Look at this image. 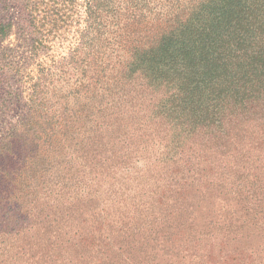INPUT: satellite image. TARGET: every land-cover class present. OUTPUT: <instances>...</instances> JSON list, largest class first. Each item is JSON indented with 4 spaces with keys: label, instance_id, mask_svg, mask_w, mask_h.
<instances>
[{
    "label": "trees",
    "instance_id": "trees-1",
    "mask_svg": "<svg viewBox=\"0 0 264 264\" xmlns=\"http://www.w3.org/2000/svg\"><path fill=\"white\" fill-rule=\"evenodd\" d=\"M81 4L78 45L0 148L20 140L0 159V264L227 259L210 239L264 215V0ZM32 5L43 43L78 3ZM230 203L241 222L199 227Z\"/></svg>",
    "mask_w": 264,
    "mask_h": 264
},
{
    "label": "rangeland",
    "instance_id": "rangeland-1",
    "mask_svg": "<svg viewBox=\"0 0 264 264\" xmlns=\"http://www.w3.org/2000/svg\"><path fill=\"white\" fill-rule=\"evenodd\" d=\"M36 1L39 0H0V24L6 26L0 33V148L4 146L5 136L14 132L17 124L29 112L34 85L41 69L46 70L51 65L61 63L78 45L84 26V17L80 16L84 11L81 3L85 0H77V10L73 11L67 28L61 31L60 36L42 38L41 43V33L33 23L34 19L39 26L38 17L34 15L37 13L30 9ZM38 13L43 15L42 9ZM19 141L12 139L5 150L0 149V159H15ZM8 148H11L9 152ZM231 209L237 219L241 217L238 221L241 222L244 210L239 205L213 206L211 212L199 220V227L214 228L215 224H208L209 218L214 216L212 220L218 219L222 223V215ZM261 222L264 223V215ZM261 222L249 223L221 241L210 239L209 245H218L227 258L217 264H264V225ZM162 256L161 259L167 261V257ZM195 263L202 264L187 258L182 261V264Z\"/></svg>",
    "mask_w": 264,
    "mask_h": 264
}]
</instances>
